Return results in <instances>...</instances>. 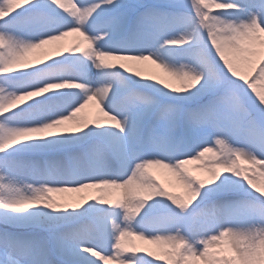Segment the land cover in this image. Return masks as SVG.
Returning a JSON list of instances; mask_svg holds the SVG:
<instances>
[{
  "label": "snow or ice",
  "instance_id": "6c2138e0",
  "mask_svg": "<svg viewBox=\"0 0 264 264\" xmlns=\"http://www.w3.org/2000/svg\"><path fill=\"white\" fill-rule=\"evenodd\" d=\"M109 261L264 264V0H0V264Z\"/></svg>",
  "mask_w": 264,
  "mask_h": 264
},
{
  "label": "rangeland",
  "instance_id": "374dc122",
  "mask_svg": "<svg viewBox=\"0 0 264 264\" xmlns=\"http://www.w3.org/2000/svg\"><path fill=\"white\" fill-rule=\"evenodd\" d=\"M255 59L258 61L260 59L259 56L255 57ZM175 80H177V87H180V81L178 79H176L174 77ZM259 83H258V87H259ZM214 139L213 138V145L214 147H218L214 145ZM214 159V153L213 152H209L205 154V157L203 160H196V161H190L186 167L192 172L193 175L199 176L201 172H208L207 171V167H202V165H206L208 164L211 160ZM241 165L245 168H255L257 172L261 171V167L260 165H253L251 164L249 161H247L246 159H242L240 161ZM210 166V165H209ZM150 172H152L153 175H155L156 177H159L158 175V168L157 167H153L152 169H149ZM160 182L162 184H164L165 187H167L170 191H174V192H181L179 190V184H174L172 182L167 181L166 179H162L160 180ZM70 193L71 192H64V193H52L51 195L56 199V200H60V201H71L72 198L70 197ZM130 243V244H134L135 246H137L138 248L142 249V250H146V251H151L153 252L154 256H158L160 258L161 261H165L167 258L165 256V252L167 250H169L168 245L166 244H161V243H151L149 241H144V240H140L138 238H132V240L130 242L126 241V244ZM170 247V246H169ZM114 264H117L116 261H112ZM103 264V262H102ZM197 264H202V262L198 261Z\"/></svg>",
  "mask_w": 264,
  "mask_h": 264
},
{
  "label": "bare ground",
  "instance_id": "6f19581e",
  "mask_svg": "<svg viewBox=\"0 0 264 264\" xmlns=\"http://www.w3.org/2000/svg\"><path fill=\"white\" fill-rule=\"evenodd\" d=\"M80 39L81 38L79 37L78 34L72 33V34L64 37L62 40L54 41V42H51L49 44H46L44 46V49L55 50L56 48H58L61 45L72 46L75 43H77ZM42 51H43V49H34L30 53H28V58L30 60H32L33 62H35L38 58L41 57ZM61 59H63V58H61ZM145 65H146V67L144 69V74L145 75H151V76H155L157 78H162V79L165 80L166 83H169L173 87H177V85H176L177 80H175L173 76L169 75L163 68H160V67H158L155 64H152L150 61L149 62H145ZM97 114L98 113H97V108H96V102L93 101L79 115H87V116H89L91 118V117H95ZM158 175H159V177H157V179L159 181L162 180V179H166L167 181L172 182L175 185L179 184L177 182L175 176L171 172L166 170V169L158 168ZM208 175H209L208 172H201L199 177L207 179ZM178 188H179V190L181 192L183 191V188H182L181 185ZM76 195L77 194H75V193H70V197L72 199ZM151 243L155 244L156 242H151ZM108 264H114V263L112 261H109Z\"/></svg>",
  "mask_w": 264,
  "mask_h": 264
}]
</instances>
